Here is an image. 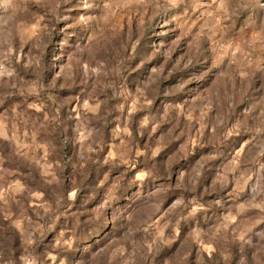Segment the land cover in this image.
Returning a JSON list of instances; mask_svg holds the SVG:
<instances>
[{"label":"rangeland","instance_id":"obj_1","mask_svg":"<svg viewBox=\"0 0 264 264\" xmlns=\"http://www.w3.org/2000/svg\"><path fill=\"white\" fill-rule=\"evenodd\" d=\"M0 264H264V0H0Z\"/></svg>","mask_w":264,"mask_h":264},{"label":"trees","instance_id":"obj_2","mask_svg":"<svg viewBox=\"0 0 264 264\" xmlns=\"http://www.w3.org/2000/svg\"><path fill=\"white\" fill-rule=\"evenodd\" d=\"M50 49H51V45H48L45 52H44V58L41 63V67L43 66V69L41 71V73H44L46 68V60L47 57L50 55ZM136 51V49H135ZM168 63V62H166ZM167 66V65H166ZM49 67V66H48ZM48 70V69H47ZM185 70H180V69H175L174 72L169 75L168 80H166L165 82H161L160 85L167 83V85H171L175 82L176 77L180 76L182 73H184ZM135 73V72H134ZM177 73H181V74H177ZM42 83H46L47 78L43 75L42 78ZM126 83L130 84V76H127V80ZM55 91L54 94H57L58 99H61L62 97H66V95L64 93H66L68 95L67 92H63V91ZM153 98L154 102H156L157 97L156 96H152L151 99ZM59 104H58V108L57 111L58 113H62L64 111L65 105L62 101L59 100ZM54 103V102H53ZM55 104V103H54ZM56 111V112H57ZM139 115L138 113H134L131 115V118H135L136 116ZM56 138V137H55ZM57 139V138H56ZM63 148V146H62ZM169 148V147H168ZM65 149V148H64ZM171 151V154H173V149L169 148ZM65 153V152H64ZM66 154V153H65ZM184 164V160H181V158H178L176 155L175 156H169V159L165 162V163H157L154 166H152L151 164H149V161L147 158H139L137 157L135 160V163L133 164V168L134 169H138V168H146L148 166L151 167V169L153 170L152 172L155 174L157 181L168 184L170 191H175V193H178L180 196L182 195L183 197H186L188 195L187 191L188 189H184V188H177V189H173V185H174V172L179 168H181ZM93 165H90L86 168V172L83 178L78 179L76 185H74L73 187H71V190L74 191V197H73V204L75 208L81 207L83 201H85L86 199H88L90 197V193L86 192V191H81L79 190V185L81 186V179H82V183H86L88 181H91V179H93L94 177L97 179L101 176V173L105 171V169H101L100 171L96 172L98 173L95 176V172L93 169ZM130 172H126L124 178H129L130 176L132 177V172L133 170H129ZM128 173V174H127ZM33 177H35L33 175ZM130 177V178H131ZM142 186H144L143 183H141ZM126 186V182L121 184V189L123 190L124 187ZM137 189V188H136ZM69 191V190H68ZM118 191V190H117ZM189 192V191H188ZM119 194V192H117ZM191 196H193L196 200H205L208 199L205 194H202V191L200 189L199 186H195L193 187V190L190 192ZM92 203V202H91ZM91 203H86L88 206ZM84 214H80L78 216L77 222H76V226H75V234L78 235L81 239L82 242L86 243V244H90L92 245L91 241L92 239H96L99 238L100 236H102L103 234H105L108 230H109V226H110V218L108 216V214L106 213V210H102L100 215H98V219L95 220H91L89 223L85 222V218H84ZM13 243H15V239L13 240ZM75 252L74 255L77 253V249L74 246L73 247Z\"/></svg>","mask_w":264,"mask_h":264}]
</instances>
